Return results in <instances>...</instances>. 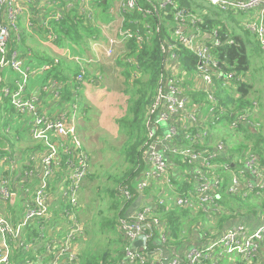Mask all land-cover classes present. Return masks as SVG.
<instances>
[{
    "label": "built area",
    "instance_id": "1",
    "mask_svg": "<svg viewBox=\"0 0 264 264\" xmlns=\"http://www.w3.org/2000/svg\"><path fill=\"white\" fill-rule=\"evenodd\" d=\"M35 1L38 0H0V72L8 70L14 75L12 82L4 83L2 95L10 100L15 116L25 121L29 136L45 148L41 168L23 170L32 188L31 196L28 194L30 188L24 186L26 181L11 183L8 177L0 180V264H17V256H21L20 264H77L79 254L74 246L77 243L78 247L86 232L80 227L76 213L80 209L83 183L91 172L90 154L80 139L74 119L68 118L64 111L53 114L42 108L46 94L53 96L60 105L62 83L50 79L48 85L31 89L32 80L49 73L52 66H34L30 60L32 52L23 55L22 49L10 44L14 32L17 45L21 46L18 21L24 14L22 5ZM209 4L222 12H254L256 16L245 28L258 39L264 55V0H209ZM174 5L173 0L159 2L160 9ZM73 7L68 4L69 9ZM142 9L138 0H123L120 4L122 14ZM82 12L92 19L90 10ZM175 21V38L198 60L199 76L194 78V87L207 94L209 103L192 101L185 94L183 82L178 78L179 56L172 54L171 60L165 62L170 72L161 80L146 118V169L135 183L138 198L134 199L128 189L123 191L126 201L134 203L120 219L126 244L122 264H219L236 256L251 262L258 257L264 242V221L257 229L237 223L213 240L188 244L178 250L171 247L169 233L154 216L159 205L173 203L184 208L193 207L190 197L206 216L218 214L221 211L218 193L223 176L227 174L233 177L227 187L228 194L245 199L264 198V152L247 154L238 163L239 168L233 171L236 164L227 154L225 142L209 131L224 123L227 115L218 107L214 95V78L222 77V69L212 48L231 45L234 40L231 37L223 40L216 30L207 34L196 26V17L183 9L175 11ZM123 24L124 17L118 35L97 44L108 57H113L117 47L131 38L141 40L138 31L125 30ZM85 74L82 71L76 81L84 84ZM231 77L228 75L227 79ZM234 116L233 128L241 124L253 126L248 114ZM175 180L190 184L188 192H183L184 187L178 190ZM155 188L158 193L154 200L151 196ZM13 197L18 198L17 201L23 199L25 204L24 211L16 219L3 213V205ZM64 221L69 222V227L62 226ZM137 241H141L142 246L136 247Z\"/></svg>",
    "mask_w": 264,
    "mask_h": 264
},
{
    "label": "trees",
    "instance_id": "2",
    "mask_svg": "<svg viewBox=\"0 0 264 264\" xmlns=\"http://www.w3.org/2000/svg\"><path fill=\"white\" fill-rule=\"evenodd\" d=\"M85 1L38 0L32 4H26L27 14L30 15L29 26H31V29L36 28L37 35L42 39H45L47 34H52L51 37L55 38L56 43L60 45L63 43L89 45L91 39H100L102 36V30L98 25L99 21L107 24L112 21V17L108 8L109 3H104V0H95L93 17L88 19L87 13L83 14L82 12L85 9L90 10ZM173 1L174 6L160 9V0H138L139 5L143 8L142 11H126L123 13V28L133 32L138 31L140 33L138 36L141 37V40L134 37L125 44H121L115 50L114 56L111 57L123 78V87L126 89L124 92L127 96L126 112L122 118L115 121L118 133L125 138L118 155L122 158L126 171H123L122 175L116 178V186L113 189H104L110 200L104 207L103 212H99V215L93 219L91 226L86 231V236L83 239V242L85 241L84 248L79 250L77 264H122L124 260L126 244L120 230V219L131 208L134 201L127 202L123 197V191L128 189L134 195V199L138 198L135 183L146 169L144 146L148 140V132L145 121L150 106L156 98L161 80L170 72L169 65L165 62L167 59L171 60L172 54L179 56L181 69L178 78L181 83L183 82L182 87L185 94L192 101H201L206 105L209 103L207 94L202 89L198 91V88H195L197 92H188L189 87L186 81L194 86V78L196 75L199 76L198 60L174 36L177 29V22L175 21V11L177 9L191 12L198 20L196 26L207 34L211 35L212 31L216 30L223 40H226L227 37L234 40L231 45L225 44L212 48L222 69V77L217 78L215 76L214 78V95L218 107L227 113L225 122L220 124L221 128L227 132L226 136L221 137V140L225 142L227 154L231 156L232 161H236L235 164L237 165L249 153L263 154L264 152V109L263 107L258 108L259 104L255 106V102L250 98L253 93L254 81L250 83V80H248L255 62V60L252 62V56L258 57L259 51L262 52L260 45L257 41L253 42L251 40L253 35L249 31L242 29L237 32V27L227 22V20L234 18L236 12H222L211 7L209 0ZM68 4H73V9H69ZM98 10H101V12L98 13ZM240 14L248 19L256 16L254 12ZM23 16L24 14L19 19L18 26L21 30L19 31L21 42L25 44L29 31L25 28L23 30L21 25ZM16 37V33L13 32L10 42L11 47L27 49L25 45L24 47L20 46L22 48L17 45ZM171 45H174L172 49L170 48ZM26 53L25 51L23 55H26ZM30 60L37 67L51 65L52 71L40 76L42 77L41 83L45 84L49 79L63 82V100L66 102L76 101L72 93L80 90L81 84L77 81L74 82V78L81 74L79 65H69V62L66 61L57 65L54 59L45 51L42 55L35 54ZM111 60L109 59V61ZM261 62V69L258 66L260 73L264 71V55ZM92 73L89 71L88 76L92 77ZM136 74L138 75L136 76ZM228 75L232 77L227 79ZM85 80L89 81L87 76H85ZM260 82L264 83L263 80ZM2 86L3 83L1 82L0 90ZM258 98L261 99L260 94H258ZM76 105L79 106L78 101ZM235 114H248L253 121V126L241 124L239 128H233L231 123L235 118ZM253 115H257L258 118L253 119ZM14 116L15 111L10 100L0 93V164L5 158H13L14 155L18 154L27 155L40 148L34 147V150H31L29 148L22 149L19 146L24 139L18 131L13 130ZM218 125L209 129L211 134L218 129ZM227 159L229 160V158ZM183 166L185 165L183 164ZM88 177L89 179L93 178L90 174ZM229 182L230 176H225L221 197L217 199L219 205L224 209V213L219 216L214 215V217L218 216V220H220L219 228L216 230L210 228V222L214 221L213 216L208 218L210 221L208 222L207 217L199 210L198 206L187 208L175 206L170 208L159 205L158 209L154 210V216H158L163 227L169 233V243L171 245L182 249L189 243L213 240L223 232V228L227 223L237 219L240 215L243 217V215L248 216L251 213L257 215L264 212V205L259 204L263 201L262 199H245L240 195L232 196L228 194L226 189ZM174 183L178 185V182L174 181ZM184 188L188 190L190 184L186 183ZM254 199L255 201L260 200V202L256 203ZM109 211H116V216L110 219L105 214ZM108 233H112L116 238L105 242L101 239V236ZM86 243L88 244L86 245ZM151 247L154 246L151 245ZM219 264H264V242L258 257L251 262L246 261L243 257L236 256L228 257Z\"/></svg>",
    "mask_w": 264,
    "mask_h": 264
},
{
    "label": "rangeland",
    "instance_id": "3",
    "mask_svg": "<svg viewBox=\"0 0 264 264\" xmlns=\"http://www.w3.org/2000/svg\"><path fill=\"white\" fill-rule=\"evenodd\" d=\"M204 3L208 7L206 2ZM210 6L214 7L212 4H210ZM118 18L120 21H123V17L119 16ZM252 19L253 18H245L240 13H235L234 18L227 20V22L235 25L234 27H237V32H239L242 29H246V25L252 21ZM32 31L29 32V36L27 37L25 45H28L30 49H36L35 51H45L51 56V54L54 52L49 51L51 50L50 43L47 47H44L47 42L42 40L41 43L40 38L36 37L37 33ZM109 34L111 36L114 35L115 32H109ZM116 35H118V32ZM251 40H253V42L257 41L258 45H260L258 39L256 40L254 35L253 37L251 36ZM255 57L252 56V62L253 60H255V62L251 68V76L248 78L250 83L254 81L252 89L253 93L250 98L254 102H258V108L263 107L264 109V83L260 82L261 80L264 81V71H261L260 73L262 65L261 61H263V53L259 51V56L256 58ZM102 59L105 61L104 57H102ZM258 66H260V69ZM95 71L96 69H94L92 72ZM103 74L105 75L103 77V82L98 80L101 82L100 84L95 83L92 85L87 80H84V84H81L82 87H80V90L81 88L82 90L79 92L77 91L76 94L73 95V98L76 100L75 102L77 103L78 101L79 106L74 103L76 105V109L70 108L68 110V118L75 120L80 139L86 147L91 158L90 175H92L93 178L89 179L88 177L83 183L79 195L80 209L79 212L76 213V216L79 217V222H77L81 228L83 227L85 229V232L88 231L93 219L99 215V212H103L104 207L110 200L104 189H113L116 186V178L122 175L123 171H126V168L123 165V160L118 155L125 138L123 135L118 133L117 124L115 122L117 119L122 118L126 112L127 96L124 92L126 89L123 87L124 82L119 70L115 71L114 67H109L103 70ZM186 82L189 87V93H192V91L197 92L195 87L192 86L190 82ZM199 85H201V81ZM258 94L261 95V99L258 98ZM64 106H66L65 103ZM256 116L257 115H253V119L258 118V116ZM217 128L218 129L213 131L211 134L213 137L221 138L227 135L226 130L222 129L220 125H218ZM19 129L20 128L18 126L13 128L14 131H19ZM22 137L24 140H22L19 146H24V143L26 145L29 142L27 137ZM238 168L239 166L237 164L234 166L233 171H236ZM229 175L230 174H227L226 176ZM232 180L233 177L230 176V181ZM181 188L182 185L179 183L177 185V189L180 190ZM259 199H262L263 201H255V199L254 201L256 203L260 202V205H264V198ZM17 206H20V203ZM116 213V211H109V213L105 214L108 215L110 219H112L116 216ZM262 214H264V212H260L255 215L254 221H261L263 216ZM213 219V222H210L209 220L207 221L210 222V228L216 230L219 228L220 220H218V216L214 217V215ZM62 226L64 228L69 227V222H62ZM114 238H116V236H114L112 233L101 236V239L105 242H108ZM84 244L85 241L83 242V240H81L78 243V245H80L79 249L77 248V243L75 244L74 249L79 253V250L84 248ZM87 244L88 243H86V245Z\"/></svg>",
    "mask_w": 264,
    "mask_h": 264
},
{
    "label": "crops",
    "instance_id": "4",
    "mask_svg": "<svg viewBox=\"0 0 264 264\" xmlns=\"http://www.w3.org/2000/svg\"><path fill=\"white\" fill-rule=\"evenodd\" d=\"M122 1L123 0H104V3H109L108 8H109L110 16L112 17V21L107 23V24H103L99 21L98 25L102 30V36L100 37V39H91L89 42V45H86V44L85 45H78V44L75 45L72 43H63L62 45H60V44L56 43L55 38L51 37L52 34L51 35L47 34V36H46L47 38L45 37V39L40 38L38 35H36V37L40 38L41 43H42V40H45L47 42L44 47H47L48 44L50 43L51 50H49V51L54 52L51 54V57L54 59V62L56 60L59 61V63L57 65H59L61 62H64V61L69 62V65L77 64L80 66V69H81L80 73H82V71H84L86 73L85 76H87V79L89 81H93L91 83L89 82L90 84H92V85L95 83L100 84L101 82H103L102 78L105 76L103 74V70H105L106 68H109V67H111V68L114 67L115 71L118 70L117 65L115 63H113V60H111V57H108L107 54L105 53L104 49L98 47L97 44H100L101 42L106 41V39L111 38L112 36H115L117 34L118 30L121 28L122 21H120V19L118 17L119 16L123 17V14L120 11V4ZM94 3H95V0H90V1L86 0V4L90 7V10L92 11V13H93ZM22 6L24 9V16L21 20V25L23 27V30L26 29L29 32L32 30H33L32 32H38L36 28L31 29V26H29L30 15L27 14L28 10L26 9V4H23ZM100 12H101V10H98V13H100ZM109 32H115V34L110 36ZM24 45L25 44L23 42H21V46L24 47ZM93 46H95V48H93ZM25 47L27 49H23L21 47L23 52L31 51L33 55L44 54V51H38L37 50L35 52V50L30 49L28 47V45H25ZM102 57L105 58V61H104V59H102ZM61 59H63V60H61ZM109 59L111 61H109ZM94 69H96V71L92 73V77H89L88 76L89 71L92 72ZM0 76H1L0 83L2 82L4 85V83H6V82H12L14 75H13V73H11L8 70H3L0 72ZM40 76L35 77L32 80L31 89L33 91L37 90L40 86L44 85L43 83H41L42 77H40ZM78 76L76 78H74V82H76V79L78 78ZM98 80L101 82H99ZM48 81L45 83L46 85H48V83H49ZM59 82L62 83L63 88H64V83L61 81H59ZM80 87H82V86L80 85ZM2 88H3V86H2ZM81 90H82V88H81ZM81 90H79V91H81ZM62 91H63V89H62ZM76 92L77 91L72 93V96L75 95ZM0 93L2 94V89L0 90ZM64 103L66 104V106H64ZM72 103L74 104L75 102H72V101L66 102L65 100H63V96H62L61 97V103H60V105H58L53 96H51L50 94H46L43 96L42 108H43V110H47L53 114H58V113L64 111L68 115V113H69L68 110L70 108L76 109V105H73ZM13 119L15 120L14 124H13L14 127L18 126L20 128L18 132L21 134V137L25 136L28 138V141H29L28 144L25 145V143H24V146L21 145L20 147L22 149L29 148L31 150H34V147L35 148L40 147V148L35 150L37 152L32 151L30 154H27V155L26 154H18L16 156L14 155L13 158H5L3 160V162L0 164V180L5 178V177H8L10 179L11 183H17L19 180H21L22 183H25V181H26V184L24 186L26 189L30 188V193H28V194H29V196H31L32 195V188L30 187L27 178H25L24 172L29 170V169L39 170L41 168L42 160H43V157L45 155V148L43 145L41 146L40 143H38L37 141H34L29 136L28 129L26 127V123L24 120H20L16 116H14ZM232 162L236 163V161H232ZM23 170H25V171H23ZM223 180H224L223 181V184H224L225 176L223 177ZM175 182H178V184L180 183L182 185V187H184L183 186L184 183L176 181V180H175ZM223 184H222V186H223ZM222 186H221V189L218 193L219 198L221 197L220 194L222 192ZM180 191H181V189H180ZM185 191H187V190L184 188L183 192H185ZM156 193H158V189L155 188L153 196H151V198L154 200L156 199ZM227 193H228V191H227ZM19 195L21 196V194H19ZM190 198L192 199L191 201L194 204L193 207L197 206L196 200L193 197H190ZM17 199L18 198L13 197L9 203L3 205L4 215H6L7 217L12 218V219H16V218L20 217V215L22 214V212L25 209V204H24L23 199L21 201H20V198L18 201H17ZM19 203H20V206H17ZM167 206L171 208V207H175L177 205L173 204V203H168ZM177 207H180V206H177ZM220 208H221V211L218 213V216L221 215L222 213H224V209L221 206H220ZM262 215H263L262 220L259 222L254 221V216H255L254 213H251L248 216L243 215V217H242V215H240L237 219H234V220L230 221L229 223H227L223 228V232L226 231L227 229L231 228L233 225H235L237 223L247 224V225H249V227L251 229H257L262 224V222L264 221V214H262ZM205 217H207V219H208L211 216L209 217V216L205 215ZM197 244H199V243H197V242L196 243L194 242V244L189 243V245H197ZM171 247L173 249H180V248H177L176 246H173V245H171ZM77 248L79 249V245ZM32 256L34 258V252L32 253ZM20 258H21V256H17V264L18 263L20 264V261L22 260Z\"/></svg>",
    "mask_w": 264,
    "mask_h": 264
},
{
    "label": "water",
    "instance_id": "5",
    "mask_svg": "<svg viewBox=\"0 0 264 264\" xmlns=\"http://www.w3.org/2000/svg\"><path fill=\"white\" fill-rule=\"evenodd\" d=\"M157 149L159 150L160 148L157 147ZM135 246H136V247H140V246H142V242H141V241H137V242L135 243Z\"/></svg>",
    "mask_w": 264,
    "mask_h": 264
}]
</instances>
